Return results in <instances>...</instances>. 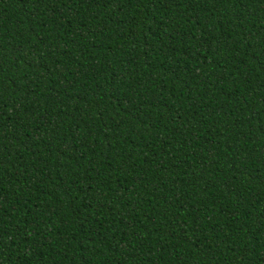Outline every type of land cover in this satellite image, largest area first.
Returning a JSON list of instances; mask_svg holds the SVG:
<instances>
[{
    "label": "trees",
    "instance_id": "obj_1",
    "mask_svg": "<svg viewBox=\"0 0 264 264\" xmlns=\"http://www.w3.org/2000/svg\"><path fill=\"white\" fill-rule=\"evenodd\" d=\"M0 264H264V0H0Z\"/></svg>",
    "mask_w": 264,
    "mask_h": 264
}]
</instances>
